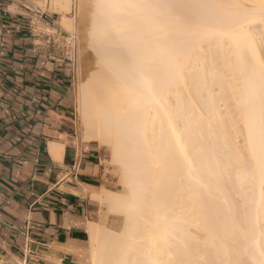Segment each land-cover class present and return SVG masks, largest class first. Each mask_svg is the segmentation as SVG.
Masks as SVG:
<instances>
[{
    "label": "bare ground",
    "instance_id": "bare-ground-1",
    "mask_svg": "<svg viewBox=\"0 0 264 264\" xmlns=\"http://www.w3.org/2000/svg\"><path fill=\"white\" fill-rule=\"evenodd\" d=\"M89 7L82 140L128 192L91 195L123 228L88 225V264H264V0Z\"/></svg>",
    "mask_w": 264,
    "mask_h": 264
},
{
    "label": "crops",
    "instance_id": "crops-1",
    "mask_svg": "<svg viewBox=\"0 0 264 264\" xmlns=\"http://www.w3.org/2000/svg\"><path fill=\"white\" fill-rule=\"evenodd\" d=\"M36 2L0 0V264H88L105 189L76 138L67 12Z\"/></svg>",
    "mask_w": 264,
    "mask_h": 264
},
{
    "label": "rangeland",
    "instance_id": "rangeland-1",
    "mask_svg": "<svg viewBox=\"0 0 264 264\" xmlns=\"http://www.w3.org/2000/svg\"><path fill=\"white\" fill-rule=\"evenodd\" d=\"M69 8L64 11L57 10L54 0H50L51 7L59 12L66 13L63 17L66 25L65 38L61 39V45L66 52V63L69 64L71 73L72 87L70 89L71 108L73 119L75 120L77 142L80 139L84 144L91 146L93 151L94 164L96 166V175L104 184V189L109 192L127 193L128 189L121 182V165L112 161L111 151L108 147H102L95 142L85 143L82 140V129L80 118L77 113V88L83 82L89 83L96 73V58L89 48V30H90V7L91 0H68ZM46 0H37L36 4L44 5ZM80 143V142H79ZM94 143V144H93ZM99 145V147H98ZM98 208L95 223L111 231H120L123 228V220L119 215L110 213L107 207L96 200ZM100 204V205H99ZM91 224V223H89ZM94 224V223H93ZM104 225V226H102ZM89 245V243H88Z\"/></svg>",
    "mask_w": 264,
    "mask_h": 264
}]
</instances>
